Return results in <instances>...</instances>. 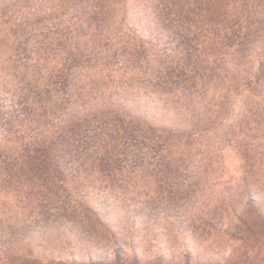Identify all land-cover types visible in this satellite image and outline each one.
I'll return each mask as SVG.
<instances>
[{
  "label": "rangeland",
  "instance_id": "rangeland-1",
  "mask_svg": "<svg viewBox=\"0 0 264 264\" xmlns=\"http://www.w3.org/2000/svg\"><path fill=\"white\" fill-rule=\"evenodd\" d=\"M0 264H264V0H0Z\"/></svg>",
  "mask_w": 264,
  "mask_h": 264
},
{
  "label": "trees",
  "instance_id": "trees-1",
  "mask_svg": "<svg viewBox=\"0 0 264 264\" xmlns=\"http://www.w3.org/2000/svg\"><path fill=\"white\" fill-rule=\"evenodd\" d=\"M46 145L45 146H43V147H40V149H37V153H45V150H46ZM48 150H46V152H47ZM40 155H43V154H40Z\"/></svg>",
  "mask_w": 264,
  "mask_h": 264
}]
</instances>
